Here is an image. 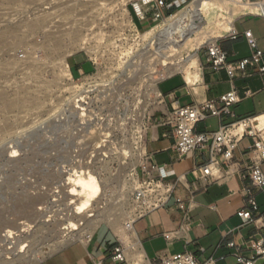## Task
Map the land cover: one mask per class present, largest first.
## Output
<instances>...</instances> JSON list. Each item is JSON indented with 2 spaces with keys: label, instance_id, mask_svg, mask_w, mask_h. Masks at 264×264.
<instances>
[{
  "label": "rangeland",
  "instance_id": "1",
  "mask_svg": "<svg viewBox=\"0 0 264 264\" xmlns=\"http://www.w3.org/2000/svg\"><path fill=\"white\" fill-rule=\"evenodd\" d=\"M121 1L122 0H15V1L0 0V18H1L0 23L6 22L5 20H7L9 22L8 25L14 28H17L16 26H24V25H30L32 27L29 37L27 35H23L20 37L14 36L15 38L13 39V36L9 35L8 37L10 38L5 37L4 38L5 41L3 40L2 44L0 45L1 47V46H6L5 44H7L8 45L7 47H9V49L11 50L9 51V53L7 52L5 53L2 51L0 52V57H1L0 63L2 64L0 65L1 69H5V68L7 69L6 66L9 64V63L6 64L7 62L12 63L9 64L10 65L9 67L13 66V70L12 68L10 69L8 67V70L12 74L11 79L13 81L10 80L9 83L5 86L7 91H10V95L7 98V102L8 103L15 102L13 98L15 99L20 97L29 88V86H31L32 84L31 80L27 77V75H29L28 74L29 71L27 70L28 68H30L31 65H41V67L43 66V74H44L43 83H44V87H46L44 89V92H42L41 95L39 96L33 95L31 93L30 96H27L29 100L26 103L31 104L30 111H28L29 113L27 112L21 113L18 110L17 111L15 110V112L7 111V114L6 113L4 114L5 121L9 123H15L16 128L18 129L16 128H15L16 130L13 129L15 127L13 125V127L10 130H7V132L8 131L10 132L8 133L6 132L4 135H2L3 137L0 136V138L2 137V139H0L1 140L0 153L2 152L1 154L3 155L1 156L0 154V158L2 159V161L0 159V184H3L1 185L3 189L1 186L0 189L2 193L5 190H8L7 192L9 193L8 195H4L7 193L4 192L3 193L4 196H3L0 191L1 198L4 199L3 200L0 198V200H3L0 201V212L4 211L2 212L4 214L3 216L0 217V220H3L4 222L15 221L16 223H22L25 220V215H23L24 216L23 219V217L21 216L22 211L19 208V205H21L23 202H26V200L29 197H35L36 195L37 196L43 195L45 190H46L45 193H47L44 194V196H46V200H45L46 203L44 202L40 204L41 206L39 205L36 207V212L38 210L39 211L41 210L40 212L42 213L43 211V214H41L38 211L37 217L27 216L25 220L29 224L30 222H32L31 227L29 229L27 227L26 232L21 233L22 237L30 238L28 239L29 243H27L29 246H31L28 249L29 251L27 250L28 253L26 252V254L25 253L22 254L24 256V259L21 260V262L16 263V262H12L11 260H7L8 264H26V261L23 262L25 258H29L30 256L33 257L34 254H36V252L46 249L47 246L53 244L54 242H57L59 237H61V234L63 233L62 229L64 228L63 226H65L63 225V223L66 219L67 216L66 214L71 215L68 212V208L66 207L68 201H66L64 197V191H63L64 184H61L62 183L61 179H63L62 175H65L64 172H66V170L68 172V170H71L73 166L75 167V169L76 167H78L77 168L78 171L81 170L86 171L87 169L88 170L90 169L89 171L94 173L95 176L99 179V183L101 186L100 198L94 204L93 208L90 209V211L104 210L109 212L111 211L114 214H120L122 212L128 211V209L125 208L126 206L124 207L126 203H128L129 205L133 204L132 189L134 188V184L131 181L132 178L131 175L133 174V177L139 178V176L141 175L143 163L145 162V158L144 156L142 157L141 163L137 168V172H131L129 170L127 156L122 154L123 147L127 146V144L129 145V143L133 138L135 132L134 130H136V126H137L136 120L140 116V109H141L140 106L142 105L140 102L141 100L140 95L143 94L146 89V87H144L146 86V83H144V77L150 75L156 70L159 72H163L164 77L165 76L168 77V72L166 71V68L160 63L161 60H160V56L158 55V50L161 47V42L160 41L158 42V40L155 39L153 43L151 42L152 45L150 43V45L147 47V50L144 49V42L141 39H135L133 37V33L130 31V28L128 27L127 24H125L127 23V21L123 20L124 17L122 16V11L121 10L119 11L120 7H118L116 11L113 10L114 12L110 9L113 7L114 4ZM250 1L254 2L259 0H250ZM135 2L136 0H128V2L126 1L127 5L125 6V8H127L132 15H134L132 8H134L133 4ZM193 2L194 0H179V2L174 7L172 12L166 15V18H169L171 15H174L173 17H176L181 11H183L187 6H189ZM84 4L87 5L86 8H91V9L88 12L89 13L88 16L86 17L87 21L84 22L83 26L81 27L80 21L83 19V15H84L82 14L81 8H83ZM4 14L5 16H3ZM64 14L67 15L65 21L66 23L64 22L63 24L62 22L61 25H59L55 29H50V28L48 29L47 27H44V25H42L41 23L42 22L41 18L45 17L46 15H47L46 17H48L47 21H49ZM119 18H121V20ZM243 22L245 26L253 29V31L258 36L264 38V19L247 17L243 19ZM159 24L151 26L149 22H144L140 24L138 23L140 34H143L147 30ZM205 27L207 31L213 30V28L210 25H208L206 22H205ZM95 34L96 35L98 34L99 36L101 34L100 37L103 36L102 38L99 37L100 39L98 38V40L100 41L94 38ZM85 36L89 37L90 39L92 38L91 46L93 47L92 49L93 55L88 53V51L86 50H79L67 56V62L72 72L73 80L77 83L84 76H87L88 74L93 72L94 67L89 62V57L92 56L97 57L98 63L100 64L98 69L100 73L104 75L103 78L113 79L112 87L110 89L109 87L105 88L106 90H101V92L96 94L95 97H92L93 100L89 101V104H91V106L90 108L87 107V109L81 107V103L75 97H73V95H71L73 91H69V90L66 91V89H69L72 86L74 87V85H72L70 81L66 79L64 80H60V78L57 79L55 73V70L57 69V65L61 61L58 56V50L61 47H63L65 44L67 45L71 44L70 45L71 47L72 45L76 46V43H78V41H80V39ZM17 38L18 40H16ZM19 38H21V40ZM8 41L11 45L8 44ZM191 44H194V42H192ZM208 46L209 44H205L198 50L199 57L206 51V48ZM174 49H168L167 52L165 53L167 55L166 57H168V61L177 62L182 58L187 59L190 49L193 50L191 46H182L180 48H176V50ZM134 51L135 52L140 51V54L138 58H136L135 60L137 64H135L136 69L134 70L136 71H130L129 73L132 75L136 74L137 80L135 83L126 84L124 81L121 82V80L118 78L115 79L114 76L119 74L117 68L120 62L123 61L122 59L126 57L125 55H128L127 53L130 54L131 52H132L131 55H133ZM3 63L5 64V66ZM17 63L19 65H17ZM24 68L27 69L24 70ZM151 68H153V70ZM176 74H181L185 76L182 71L177 72ZM137 84L139 85L138 88L141 89L139 93L140 95H138V93L135 92L133 88L134 86L137 87ZM24 86H26V88ZM104 86L107 87V84H103V87ZM18 88L20 91L18 90ZM67 98L70 101L75 98L73 100L74 103H72V101L69 102ZM67 102L68 104H66ZM75 103L77 105V108ZM156 107H158V104L151 106L149 112L153 113ZM82 113H84L85 116V117L83 116L84 119L82 118ZM13 116L15 118L20 117L19 121L21 123L18 121L15 122L16 119L12 118ZM82 120L84 122H82ZM149 125H150V121L146 119L145 126L148 127ZM145 134L142 137L143 146L145 145ZM50 138L53 139L49 140ZM45 143H47V145ZM30 146L31 148L33 146L35 150L31 149ZM49 147L51 149L50 153L48 152L49 154L46 152H42V151H49ZM35 151L37 154L34 155ZM59 151L60 152L62 151L61 153L63 155ZM50 154L52 155L49 156ZM27 155L31 158H29ZM46 156L47 157L49 156V158L48 159L45 158ZM52 156L54 157L53 160H52L53 158ZM4 158L5 160H3ZM30 159L32 160L31 163H30L31 161ZM44 159H46L47 161L49 160L50 164L47 161L44 162L45 161ZM19 160H21V162ZM54 162L56 164V167H54L55 166ZM32 163L34 165H29ZM35 163L38 164L40 163L41 165L39 164V166H37L36 164L37 166L36 167ZM8 165L10 167H8ZM31 167L33 168L36 167L35 168L36 170H34V172L31 171V169H33ZM21 168L23 170L25 169V171L23 172ZM40 169L41 171L43 169V172H40L39 171ZM54 169L56 170V172ZM49 171L51 172L52 175L49 173L50 176L48 178L47 172ZM35 173L37 174V176ZM42 173L44 174V176H47L45 177L47 181L45 180L44 176H42L43 175ZM29 174H32L36 180L32 177V175ZM56 174L57 176L55 177ZM42 177L44 178L43 180L41 179ZM50 178L52 180H50ZM59 179H60V184L58 185L57 182L59 183ZM32 180H34V182ZM37 180H41V181L45 180L44 184L43 182L39 183L42 187L36 184ZM31 181L34 184H32ZM49 181L50 183L48 184V186L51 184L53 187L52 186L51 187L49 186L50 188L47 187L46 184ZM26 182H30V184ZM52 182H54V184ZM43 185L46 186L44 187ZM60 185L62 186V189ZM27 186L29 187L30 194H27L29 193V190L26 189L28 188ZM38 186H39V190L37 189ZM30 188H32V192ZM49 195H51L52 197L51 196L49 197ZM14 200L16 202L17 208L15 207V205H13L15 204ZM108 204H110L111 206ZM46 205L49 208H47ZM6 206H9V208ZM10 206L11 208H13V210L10 208ZM53 210L54 211L57 210L58 212L57 211L54 212ZM14 211L15 212L17 211L18 215ZM94 213L95 212H91V214ZM17 216L18 218H16ZM61 216L62 217L65 216V217L62 218ZM33 223H35L36 225ZM58 223L61 225H59ZM35 227L37 228L39 227V228L36 230ZM101 227L109 228L110 230H112L110 226L106 223L101 224L99 229ZM24 233L25 235H23ZM117 236L121 244H123L122 246L124 248H127L128 244L125 241V239H123L119 235ZM32 246L34 247L32 248ZM4 257L6 258V256ZM50 257L51 256H49L48 258Z\"/></svg>",
  "mask_w": 264,
  "mask_h": 264
},
{
  "label": "crops",
  "instance_id": "2",
  "mask_svg": "<svg viewBox=\"0 0 264 264\" xmlns=\"http://www.w3.org/2000/svg\"><path fill=\"white\" fill-rule=\"evenodd\" d=\"M247 17L264 19L253 15L243 17L235 22L233 32L218 40L229 64L251 56L252 51L244 35L246 31L253 33L264 52V38L244 25L243 19ZM233 33L237 34L236 40L231 38ZM199 59L201 74L197 83L189 84L181 74L165 77L159 82L157 88L163 102L154 109L145 134L144 147L150 164L165 166L171 172L168 183L173 188V196L165 207L134 223L136 240L149 264H158L163 256L187 252L199 264H243L237 255L246 260L255 259L243 245L264 235V190L255 187L247 176L248 148L253 140L246 138L239 144L225 182L207 183L192 173L195 166L206 161V157L195 151L181 158L175 149L171 128L161 122L162 118L165 121L170 119L174 107L219 102L222 96L232 91L237 92L241 101L234 104L229 113L198 123V133H214L222 126L264 113L262 76L252 73L230 79L225 71H213L207 50ZM248 91L253 96L246 97ZM262 170L264 172V164ZM251 199L255 201L257 210L251 205ZM178 200L184 203L188 218L186 212L178 207ZM243 211L252 213V223L247 224L239 216ZM231 243L236 247H231ZM122 245L113 230L101 227L92 240L75 242L41 264H112L115 249ZM255 264H264V261L256 260Z\"/></svg>",
  "mask_w": 264,
  "mask_h": 264
},
{
  "label": "bare ground",
  "instance_id": "3",
  "mask_svg": "<svg viewBox=\"0 0 264 264\" xmlns=\"http://www.w3.org/2000/svg\"><path fill=\"white\" fill-rule=\"evenodd\" d=\"M126 1L128 2V0H126ZM126 1L122 0L121 2H118V3L114 4L113 7L110 8V9L112 11L113 10L116 11V9H118V7H120L119 11L120 10L122 11V16L124 17L123 20L127 21V23H125V24H127L130 27L131 24H132V20H131L130 12L128 11L127 8H125V6L127 5ZM134 4H135L136 8H138L139 10H140V8H142L141 5L138 2H135ZM86 7H87V5L84 4L83 8H81L82 14H84L83 15V19L80 21L81 27L83 26V23L87 21L86 17L88 16V14H89L88 12L91 9V8H86ZM4 10H6V9H4ZM4 12H6V11H4ZM2 14H3V12H2ZM7 15H8V12H7ZM249 15L259 16V17L261 15H264V1H261V2H258V3H252L250 1H245V0H194L193 3H191L189 6H187L176 17H173L174 15H172L169 18H166L159 25H157L155 27H152L151 29H149L146 32H144L143 34H141L139 36V38L144 42V49H146V50H147V47L150 45V43L151 42L153 43V41L155 39H157L158 42L160 41L161 42V47L158 50V55L160 56V60H161L160 63L166 68V71L168 72V76L174 75L177 72L182 71L184 73V75H185L184 76L185 79H186L185 81H187L189 84L192 85L194 83H197L200 80L201 69H200V59H199V55H198V50L205 44L215 43L218 39L224 38L227 35H229L231 32L234 31L235 22L237 20H239V19H241L243 17L249 16ZM3 16H5V14ZM46 16L41 18V21H42L41 23H42V25H44V27H47L48 29L49 28L50 29H55L59 25H61L62 22L64 24V22L66 21V17H67V15L64 14V15H60V16L52 19V20L47 21L48 17H46ZM115 18H117V17H115ZM119 19L121 20V18H119ZM5 21L6 22H1L0 23V45L2 44L3 40L5 41V39H4L5 37L10 38V37H8L9 35L13 36V39L15 38L14 36L20 37V36H23V35H27L29 37V34L31 32V29H32V27L30 25L16 26L17 28H14V27L8 25L9 22L7 20H5ZM205 22L208 25H210L213 28V30L207 31L206 27H205ZM121 23H123V22H121ZM125 24H124V26H125ZM87 36H89V35H87ZM100 36H101V34H100ZM100 36L98 34L97 35L95 34L94 38L96 40H98V38ZM102 37H100V38H102ZM21 38H19V39L21 40ZM16 40H18V38ZM101 40H103V39H101ZM98 41H100V40H98ZM93 42H94V40H93ZM192 42H194V44H191ZM152 43H151V45H152ZM8 44H10L9 41H8ZM3 45H4V43H3ZM5 45L6 46H1L0 47V52L2 51V52H5V53L6 52L9 53V51H11V50L9 49V47H7L8 46L7 44H5ZM70 45L65 44L63 47H61L58 50V56H59V59L61 61L58 63L57 69L55 70V73H56V78L57 79H59V78H60V80L66 79V80L70 81V83L72 85H74V83H73V75H72V72H71L70 67L68 65V62H67V56H69L72 53L77 52L79 50H86V51H88V53L93 55L92 54L93 53L92 52L93 47L91 46L92 45V38L90 39L89 37L85 36V37H82L80 39V41H78V43H76V46L72 45V47H71ZM18 46H20V45H18ZM182 46H191V48H193V50L190 49L187 59H183L182 58V59L178 60L177 62L168 61V57H166L167 55L165 54L167 52V50L168 49H174V48H175L174 50H176V48H180ZM122 54H124V53H122ZM127 54L128 55H125L126 57H124L123 59L121 58L123 61L120 62L119 66L117 68L118 70L116 69L117 71H119V74H117L116 76H114V75L113 76L115 77V79L116 78L120 79L121 82L124 81L126 84H130V83H135L136 80H137L136 74L132 75L129 72L130 71H136V70H134V69H136L135 68L136 67L135 64H137L135 60H136V58H138V56L140 54V51H138V52L134 51L133 55H131L132 52L130 54L129 53H127ZM1 61H3V60H1ZM8 63L12 64L10 62H7L6 64H8ZM9 64L6 66L7 69L6 68L5 69H1V67H0V136L4 135L7 132V130H10L13 127V125L15 126L13 129L16 128L15 123H9V122L5 121L4 114L5 113L7 114V111L15 112V110L16 111L18 110L21 113L22 112L29 113L28 111H30V108H31L30 105L31 104H27L26 103L29 100V98L27 96H30L31 94L39 96V95H41L42 92H44V89L46 88V87H44V83H43V76H44V74H43V66L41 67V65H31L30 68H28V70H27V71H29V73H28L29 75H27V77L31 80V83H32L31 86H29V88L26 91L24 90L25 92L20 97L15 98V99L13 98V100H15V102L8 103L7 102V98L10 95V91H7L5 86L9 83L10 80H12L11 79L12 78V74L8 70V67L10 66ZM0 65H2V64L0 63ZM17 65H19V64L17 63ZM4 66H5V64H4ZM9 68L10 69L12 68V70H13V66L9 67ZM153 68H151V69L153 70ZM25 69H27V68H24V70ZM44 71H45V69H44ZM138 72H140V71H138ZM16 73H18V72H16ZM14 75H15V73H14ZM145 75H147V74H145ZM165 77L163 76V72H159L157 70L154 71L153 73H151L150 75L145 76L144 77V83H146V86H144V84H143V86L146 87V89H145L144 93L141 92V93H143L141 95L139 94L140 90H141L140 88H138L139 85L137 84V87H135V86L133 87L135 92H137L138 95L141 96V100L140 99L139 100H140L142 105L140 106L141 107L140 116H139V118H137V120L135 119L137 121V126H136V130H134L135 132H134L133 138H132L131 142L129 143V145L127 144V146L123 147V153H122L125 156H127L128 166H129V170L131 172H137V168L139 167V164L141 163V159L145 155V147L142 144V136H143V132H144V125H145L146 117H147V114L149 112L150 107L156 104L157 100H156V98L154 96L158 94L157 85ZM17 82H18V80H17ZM23 82H20V83H23ZM24 87L26 88V86H24ZM74 88H75V86L74 87L72 86L71 88L66 89V91H68V90L69 91H73ZM47 89H48V87H47ZM18 90H19V88H18ZM19 91H18V93H19ZM12 92H15V91H12ZM12 92H11V94H12ZM73 100H71L72 103H74ZM71 101L69 100V102H71ZM66 104H68V102ZM75 105H76V103H75ZM76 108H77V105H76ZM81 112H80V115H81ZM86 112H84V113H86ZM84 113H82V118L84 116ZM88 116H89V114H88ZM12 118H15V117L13 116ZM15 119H16L15 122H17V121L20 122L19 121L20 117L19 118H15ZM74 119H76V118H74ZM22 121H24V120H22ZM261 121H262V125L261 126H264V119H261ZM10 122H11V120H10ZM82 122H84V121L82 120ZM131 122H133V121H131ZM86 123H88V122H86ZM16 129H18V128H16ZM8 132H10V131H8ZM6 136H8V135H6ZM129 136H131V135H129ZM2 137L0 139H2ZM106 138H108V137H106ZM51 139H53V138H50L49 140H51ZM129 140H130V138H129ZM45 144L47 145V143H45ZM30 148H31V146H30ZM45 148H47V147H45ZM31 149L35 150V148L33 146H32ZM50 150L51 149L49 147V151H42V152H46V153L49 152L50 153ZM37 151H38V149H37ZM25 152H26V150H25ZM28 152H30V151H28ZM33 152H32V154H33ZM60 153H58V154H60ZM35 154H37L36 151H35L34 155ZM51 155L52 154H50L49 156H51ZM1 156H3V155L1 154ZM49 156L48 157L46 156L45 158L48 159ZM66 156H68V155H66ZM4 157H5V154H4ZM29 158H31V157H29ZM53 159H54V157L52 158V160ZM119 159H120V157H119ZM3 160H5V158ZM44 160H45L44 162L47 161L46 159H44ZM55 160H56V158H55ZM62 160H63V158H62ZM1 161H2V159H1ZM19 161L21 162V160H19ZM31 162H32V160L30 161V163ZM47 162L50 164L49 160ZM24 163H26V162H24ZM41 163H43V162H41ZM7 164H9V163H7ZM36 164H37V166H39L40 163L39 164L35 163V166H36ZM54 164H55V162H54ZM29 165H34V164L32 163V164H29ZM83 165H85V164H83ZM45 166H47V165H45ZM48 166H50V165H48ZM8 167H10V166L8 165ZM19 167H18V169H19ZM54 167H56V164H55ZM31 168H33V167H31ZM35 168L31 169V171L34 172V170H36ZM50 168H53V167H50ZM77 168L78 167H76V169H75V167L73 166L71 168V170H68V172L66 170V172H64L65 175H62L63 179H61L62 180L61 184H64L63 185L64 197H65V200L68 201L67 204H66V207L68 208V212L71 214V215H68V214H66L64 212L67 216H66V219L64 218L65 221L63 219V221H64L63 225H65V226H63L64 228L62 229L63 233L61 234V237H59L57 242H54L53 244L47 246L46 249L36 252V254H34L33 257L30 256L29 258H25V260L23 262L26 261V264H40L44 260H46L49 256H52L53 254L57 253L61 249L65 248V247H67V246H69V245H71V244H73L75 242H80L81 241V242H86L87 243L88 241L92 240V238L94 237L96 231L99 229L101 224L106 223V224H108L110 226V228L113 230V232L116 235H119L120 237L125 239V241L127 242L128 246H127L126 254H127L131 264H149V263L146 262L144 253L140 249L138 240H136L137 238L135 237L134 223L136 221V215H135L136 211H135V208H134V204L129 205L128 203H126L124 205V207L126 206L125 208L128 209V211L127 212H122V213L119 212L120 214H114L111 211L109 212V211H104V210L103 211H98V210L97 211H94V210L90 211V209L93 208L94 204L100 198L101 186H100V183H99V179L95 176L94 173L89 171L90 169L89 170L87 169L86 171L83 170V171H85V172H83L82 170L78 171ZM88 168H89V166H88ZM13 170H15V169H13ZM24 171H25V169L23 170V172ZM39 171L43 172V169H42V171H41V169ZM55 172H56V170H55ZM47 173H48L47 176L49 178L51 172L49 171ZM29 175H32V174H29ZM36 176H37V174H36ZM42 176H44V174ZM47 176H44V178L47 177ZM56 176H57V174L55 175V177ZM131 176H132L131 181L134 184V188L132 189V193H133L134 190H135V187L138 184V178L133 177V174ZM32 177L34 178L33 175H32ZM44 178L42 177L41 179L43 180ZM51 178H50V180H52ZM37 179H38V177H37ZM23 180H26V179H23ZM45 180H46V178H45ZM27 181H29V180H27ZM32 181L34 182V180H32ZM32 181H31V183H32ZM44 181L37 180L36 184L40 185L39 184L40 182H43V184H44L45 183ZM26 183L30 184V182H26ZM49 183H50V181L46 184L47 187H49V186L51 187L52 186L51 184L48 186ZM52 183L54 184V182H52ZM32 184H34V183H32ZM57 184L58 185L60 184V179H59V183L57 182ZM1 185H3V184H0V186ZM2 189H3V187H2ZM4 189H6V188H4ZM26 189L29 190V187L26 188ZM30 189H31V192H32V188H30ZM37 189L39 190V186L37 187ZM61 189H62V186H61ZM27 190H25V191H27ZM0 191H1V189H0ZM7 191L8 190H5L4 192H7ZM37 191H36V193H37ZM45 192H46V190H45ZM45 192H44V194H47ZM3 193L1 191L2 195H3ZM34 193H35V191H34ZM41 193H42V191H41ZM1 194H0V198H1ZM8 194L9 193L7 192L4 195H8ZM27 194H30V190H29V193H27ZM44 194L43 195H39V196L36 195L35 197H29L26 200V202H23V203L21 202L22 204L20 203L21 205H19V208L22 211V214L21 213L20 214L23 217V219H24L23 215H25V220H26L27 216H32V217L36 216L37 217V212L39 210L36 212V207L45 202L46 196H44ZM50 196L51 195H49V197ZM1 199H3V198H1ZM3 200H0V201H3ZM14 202H15V200H14ZM17 203H18V201H17ZM13 205H15V207H16V202ZM63 205H65V204H63ZM108 205H110V204H108ZM46 206H45V208H46ZM127 206H128V208H127ZM6 207L9 208V206H6ZM10 208H11V206H10ZM47 208H49V207L47 206ZM67 208H65V209H67ZM105 208H103V209H105ZM11 209L13 210V208H11ZM17 211L16 212L14 211V212L17 214L18 213ZM44 211H46V210H44ZM55 211H57V210H55ZM2 212H4V211L0 212V217L3 216V214H4ZM7 212H8V209H7ZM91 212H95V213L91 214ZM41 214H43V211H42ZM63 217H65V216H63ZM16 218H18V216ZM16 221H18V220H16ZM19 221H20V219H19ZM23 222L22 223H16L15 221H13V222H4L3 220H0V264H8L7 260H11L12 262H16V263L17 262H21V260L24 259V256L22 254H24V253L26 254L27 250L31 247V246H29L27 244V243H29L28 239H30V238L22 237L21 233L26 232L27 227L29 229L31 227V223L32 222H30V224L27 223L26 221L24 223ZM33 222H34V220H33ZM33 224H35V223H33ZM59 225H61V224H59ZM35 228L37 230L39 227L38 228L35 227ZM23 235H25V233ZM33 247L34 246H32V248ZM2 254L4 256H6V258Z\"/></svg>",
  "mask_w": 264,
  "mask_h": 264
},
{
  "label": "built area",
  "instance_id": "4",
  "mask_svg": "<svg viewBox=\"0 0 264 264\" xmlns=\"http://www.w3.org/2000/svg\"><path fill=\"white\" fill-rule=\"evenodd\" d=\"M261 1L264 0L252 3ZM136 2L142 8L139 10L133 4L134 15L130 13L132 24L128 27L133 33V37L140 39L139 36L141 34L138 23L149 22L151 26L162 23L166 19V15L172 12L179 0H136ZM261 17L264 18V15H261ZM244 35L252 53L250 57L236 64L228 63L227 54L221 49L218 41L209 44L206 50L215 73L225 71L230 79H234L237 75L247 76L252 73L259 74L264 78V52L259 48L258 41L251 31H246ZM231 38L236 40L237 34H231ZM89 62L94 67L93 72L84 76L77 83L73 80L75 88L72 95L76 97L83 108H90L91 104H89V101L93 100L92 97H95L101 90H106L105 88L109 87L110 89L113 84V79H105L103 78L104 75L100 73L98 69L100 64L97 57H89ZM103 84H107V87H103ZM245 96L251 97L253 94L248 91ZM154 97L157 100L156 104L159 105L163 102V96L159 91ZM240 101L241 98L237 92L232 91L222 96L219 102L210 101L202 105L192 104L174 107L170 119L165 121L162 118L161 122L171 128L175 140V149L181 158H186L195 151H199L201 156L206 157V161L195 166L192 173L198 179L207 183L225 182L229 176L227 171L235 158V151L239 147V144L246 138L252 139L253 143L248 148L250 162L247 167V176L255 187L264 190V172L262 170V165L264 164V126H261V119H264V113L260 116L234 122L228 126H222L214 133H198L196 131L198 123L210 117H220L223 114L229 113V109ZM151 118L152 112H148L146 119L151 121ZM148 128L149 126L144 125L143 135L147 132ZM144 158L145 162L142 166L141 175L132 194L136 220L165 207L173 196V188L168 183L172 175L171 172L165 166L150 164L147 152ZM177 203L178 207L186 212L185 216L188 218L184 203L181 200H178ZM250 203L257 210V205L253 199L250 200ZM239 216L244 218L247 224L253 221L251 212L243 211L239 213ZM230 246L236 247L234 243H231ZM243 248L252 252L255 259L246 260L242 256L237 255L240 263L255 264L256 260L264 261V235L249 240L243 245ZM126 251L127 249L123 246L117 247L112 256V264L129 263ZM158 264L199 263L192 254L187 252L175 256L160 257Z\"/></svg>",
  "mask_w": 264,
  "mask_h": 264
},
{
  "label": "water",
  "instance_id": "5",
  "mask_svg": "<svg viewBox=\"0 0 264 264\" xmlns=\"http://www.w3.org/2000/svg\"><path fill=\"white\" fill-rule=\"evenodd\" d=\"M66 248V247H65ZM64 249V248H63Z\"/></svg>",
  "mask_w": 264,
  "mask_h": 264
}]
</instances>
